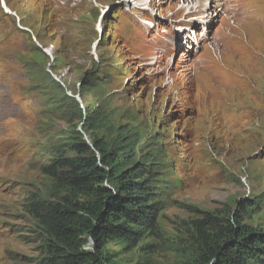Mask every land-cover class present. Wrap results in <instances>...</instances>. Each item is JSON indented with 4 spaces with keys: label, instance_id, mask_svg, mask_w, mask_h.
Returning a JSON list of instances; mask_svg holds the SVG:
<instances>
[{
    "label": "rangeland",
    "instance_id": "rangeland-1",
    "mask_svg": "<svg viewBox=\"0 0 264 264\" xmlns=\"http://www.w3.org/2000/svg\"><path fill=\"white\" fill-rule=\"evenodd\" d=\"M189 1L0 0V264L45 254L43 167L118 135L158 213L136 245L107 244L113 262L206 264L211 221L264 234V0Z\"/></svg>",
    "mask_w": 264,
    "mask_h": 264
},
{
    "label": "trees",
    "instance_id": "trees-1",
    "mask_svg": "<svg viewBox=\"0 0 264 264\" xmlns=\"http://www.w3.org/2000/svg\"><path fill=\"white\" fill-rule=\"evenodd\" d=\"M70 150L43 167L53 197L30 204L46 234L45 254L36 264H116L108 243L134 246L155 228L158 210L148 171L136 161L132 140L122 135L109 145L81 140ZM211 222L197 235L204 263L245 264L264 255L260 231L229 220L225 226Z\"/></svg>",
    "mask_w": 264,
    "mask_h": 264
},
{
    "label": "bare ground",
    "instance_id": "bare-ground-1",
    "mask_svg": "<svg viewBox=\"0 0 264 264\" xmlns=\"http://www.w3.org/2000/svg\"><path fill=\"white\" fill-rule=\"evenodd\" d=\"M138 1H141V0H138ZM190 3L192 4V6L190 8L191 11H195V12L200 11L202 0H190L188 4H190ZM218 4L221 5L222 3H218ZM250 16H251V13L248 14V17H250ZM255 19L257 20L258 17L255 16Z\"/></svg>",
    "mask_w": 264,
    "mask_h": 264
},
{
    "label": "water",
    "instance_id": "water-1",
    "mask_svg": "<svg viewBox=\"0 0 264 264\" xmlns=\"http://www.w3.org/2000/svg\"><path fill=\"white\" fill-rule=\"evenodd\" d=\"M89 143V142H88Z\"/></svg>",
    "mask_w": 264,
    "mask_h": 264
}]
</instances>
